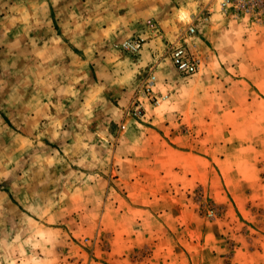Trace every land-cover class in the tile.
<instances>
[{
  "label": "rangeland",
  "instance_id": "1",
  "mask_svg": "<svg viewBox=\"0 0 264 264\" xmlns=\"http://www.w3.org/2000/svg\"><path fill=\"white\" fill-rule=\"evenodd\" d=\"M113 5L0 0V264H264V0H139L135 18ZM74 29L81 49L54 58L80 63L53 81L44 58ZM141 138L153 146L125 156L156 154L161 172L188 151L209 174L131 195L121 143Z\"/></svg>",
  "mask_w": 264,
  "mask_h": 264
},
{
  "label": "crops",
  "instance_id": "2",
  "mask_svg": "<svg viewBox=\"0 0 264 264\" xmlns=\"http://www.w3.org/2000/svg\"><path fill=\"white\" fill-rule=\"evenodd\" d=\"M109 1L114 4L111 7V9H112L111 11H112V16L115 18L116 17H119V18H122V17L123 18H135L136 14H139V12H140V9H138L135 6L136 4H138L139 0H109ZM106 2H108V1H106ZM81 35H82V33H81L80 29H74L73 36H75L76 38H74L73 42H71V41L69 43H63L62 42V44L58 43L57 49H55L54 53L49 51V55H48L49 58H47V60H48L47 62H46V58H44L45 59L44 60L45 66L47 65L51 69H52V67L59 68V69H56L57 74H54L55 76L52 74V76L55 77L54 79H52L53 81H57V79H56L57 75H58V73L61 74V71L63 68L77 66L80 63V61L78 60L79 58H77L74 53H72L73 56H70V59H69V60H71V63L68 62L66 59H61L60 57H62V56H60L57 60H55L54 57H56V54L58 52H59V54H62V53H65L66 51H69L71 49V47H72L73 51H76L77 49H81L80 48L81 47V38L83 37ZM91 37H93V36L89 37L90 40H94L95 45H96V43L98 44V42H96V38L94 39V37H93L91 39ZM95 37H97V36L95 35ZM97 41H99L101 43V38H98ZM99 44H98V46H99ZM70 54L71 53L69 52L68 55H70ZM63 57L65 58V55H63ZM77 61H79V62H77ZM48 81H50V80H48ZM57 100H59V98ZM126 101H127V99L123 98L120 103L126 104ZM173 106H174V104H173ZM173 106L171 105L170 108L173 109L172 108ZM116 110H118V109H116ZM180 111L184 116H186V111H184L182 109ZM149 130H151L150 132L154 131L153 129H150V128H149ZM147 141H149V140L148 139L142 140V138H141V140L139 139L136 142H133L130 140L129 141L123 140L121 143V144H124V148H123V155H119V159L121 160V163H124V166H123L124 168L123 167L122 168L124 169V172H125V187H127V191L131 195H135V194L136 195L137 194L138 195H147V194L152 195L153 193H158L159 188H158L157 184L159 182L164 183V185L161 184V188H163V189L169 188L168 182L171 183L172 180L171 181L168 180V176H169V174H172V173H175V178H179V177L185 178L190 182L193 181L194 179H196L197 181H201L202 183L204 182L205 174H207V173L209 174V171H210L209 170V163L205 160L204 157L192 154L191 152H188V151H182V150L174 149L173 147H172L173 150H175L174 153L177 154V159L172 160L171 168H170V166H167L165 168V166L161 163L160 164L161 165L160 166L161 172H158L159 167L154 165L155 163H158V161L160 159V158H158L160 156H158L156 154H154V155L144 154V155H147L149 157L148 159L144 158V156L141 155V152L139 153V155L138 154L132 155V153H130L129 155L125 156V147H127V149H133V150L139 152L138 147H136L134 145H139V148H144V147H146V145L149 147L153 146L150 142H147ZM163 145L167 146L166 147L167 149H165V147ZM170 147L171 146L169 144H164V143L162 144L163 150L169 151V150H171ZM158 150H159V147L156 148V145H155L154 151H158ZM184 155H186V156H184ZM161 159H162V157H161ZM183 159L189 160L190 166L183 165V162H182ZM195 161L198 162L196 165L200 164L199 167L196 165H192V163ZM130 162L132 164H129ZM145 162H147V164H151L153 166H151L147 169H141L140 167H142V163H145ZM205 162H207V163H205ZM140 163H141V166H140ZM127 164H129V166H127L125 168V166ZM167 165H169V164H167ZM164 168L168 169V170H172V172L167 173V171H165ZM148 169H149V171H147ZM195 169L197 171L199 169L201 170V174L199 175V178L194 177ZM162 171H163V173H162ZM161 173H162V175H161ZM188 174H190V177H188L189 176ZM148 176H150L151 179L154 180V181H152L151 186L149 184V177ZM154 184H155V186L153 188Z\"/></svg>",
  "mask_w": 264,
  "mask_h": 264
},
{
  "label": "built area",
  "instance_id": "3",
  "mask_svg": "<svg viewBox=\"0 0 264 264\" xmlns=\"http://www.w3.org/2000/svg\"><path fill=\"white\" fill-rule=\"evenodd\" d=\"M219 5L223 12H227L229 8H232L233 12H237L242 7L246 6V0H219ZM152 28V25H151ZM193 28L189 29V33H193ZM141 40H125L120 45L116 46L119 49L128 52H137L141 48ZM172 59L178 72L191 75L197 72L199 68V60L195 56H189L188 51L185 48L179 47L172 49ZM153 85V78L147 83L145 90L147 93L151 92Z\"/></svg>",
  "mask_w": 264,
  "mask_h": 264
}]
</instances>
